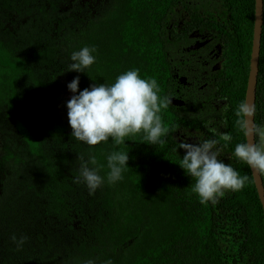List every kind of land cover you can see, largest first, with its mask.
Instances as JSON below:
<instances>
[{
    "label": "trees",
    "instance_id": "1",
    "mask_svg": "<svg viewBox=\"0 0 264 264\" xmlns=\"http://www.w3.org/2000/svg\"><path fill=\"white\" fill-rule=\"evenodd\" d=\"M116 2L115 13L112 11L98 20L89 18L86 24L79 23L78 30L71 11L57 12L52 0H3L0 40L8 50L22 53L24 58H28L30 51L34 56L67 59L84 46L95 47L99 55L107 58L105 62L111 63L110 84L119 74L139 69L141 78H155L160 94L170 100L173 95L171 44L174 47L191 41L196 33L210 38L205 43L209 50L217 44L229 45L237 66L229 71H212L209 67V93L203 101L206 106L203 115L192 116L187 106L171 101L162 111L170 128L162 137L164 143L147 144L143 134L126 138L122 145H115L111 138L110 141L114 151L128 152L126 171L141 192L142 205L148 211L157 209L152 214L155 223L148 229L151 239L133 256L131 264H264V209L251 168L233 156L235 145L246 139L234 125V110L245 100L255 0ZM32 41L36 43L30 48ZM45 90L51 106L56 89L48 85ZM255 110V123L263 125L264 21ZM51 121V125L56 122L54 118ZM58 128V131L64 129ZM213 128L231 133V141H220L218 145L220 158L241 175L247 174L250 181L239 192H227L219 203L204 205L192 192L194 179L179 166L185 153L178 145L182 141L219 139L213 136ZM256 141L259 142L258 137ZM47 163L51 172H46L43 181L45 212L71 218L73 206L67 193L71 188L68 179H62L61 170L50 158Z\"/></svg>",
    "mask_w": 264,
    "mask_h": 264
},
{
    "label": "rangeland",
    "instance_id": "2",
    "mask_svg": "<svg viewBox=\"0 0 264 264\" xmlns=\"http://www.w3.org/2000/svg\"><path fill=\"white\" fill-rule=\"evenodd\" d=\"M52 1L57 12L71 11L78 30L79 23L86 24L89 18L98 20L115 13L117 5V0ZM2 4L0 0V7ZM192 37L178 46L170 45V98L195 116L206 111L203 101L209 93V67L229 71L236 68L237 60L229 45L221 43L209 50L206 34ZM28 54L24 58L22 53H13L0 40V264H83L89 259L95 264L109 259L112 264H131L151 239L148 229L155 223L152 214L157 209L148 211L142 205L141 192L126 170L121 181L107 182V155L115 147L110 138L89 147L71 137L66 107L73 95L68 83L79 76L81 91L93 83L110 84L111 63L96 52V63L85 72H67L71 55L55 59ZM48 85L56 89L51 106L45 90ZM61 126L64 129L58 131ZM89 154L104 165L100 175L105 183L94 193L83 182H74L79 174L77 157L87 160ZM48 158L61 170L62 179H68L71 218L45 212L47 198L42 188L46 172H51ZM13 235L28 239L18 249Z\"/></svg>",
    "mask_w": 264,
    "mask_h": 264
},
{
    "label": "clouds",
    "instance_id": "3",
    "mask_svg": "<svg viewBox=\"0 0 264 264\" xmlns=\"http://www.w3.org/2000/svg\"><path fill=\"white\" fill-rule=\"evenodd\" d=\"M95 47L84 46L73 51L67 72H85L96 63ZM80 77L76 76L67 88L73 93L67 101L68 123L72 129L71 137L89 147L107 143L111 138L115 145L125 144L126 138L143 134V140L150 145L164 143L169 126L164 122L162 111L171 103L167 96H162L161 88L155 78H141L139 69H130L119 74L114 83H93L79 90ZM255 107L246 100H241L234 110V125L245 141L235 145L233 156L249 168L264 175V125L254 122ZM213 136L219 139H205L197 143L182 141L178 148L184 151L179 166L194 179L192 192L201 204L213 205L227 192H239L249 183L250 177L236 170L230 163L220 158V141L229 142V132L211 129ZM252 142L249 138H257ZM226 146V145H225ZM79 174L75 183L83 182L90 193H94L105 183L100 175L104 165L95 155L89 154L87 160L78 156ZM128 152L112 151L107 155L106 180L114 184L123 179V172L128 167ZM12 241L19 249L28 239H19L13 235ZM83 264H95L89 259ZM104 264H112L105 260Z\"/></svg>",
    "mask_w": 264,
    "mask_h": 264
},
{
    "label": "water",
    "instance_id": "4",
    "mask_svg": "<svg viewBox=\"0 0 264 264\" xmlns=\"http://www.w3.org/2000/svg\"><path fill=\"white\" fill-rule=\"evenodd\" d=\"M264 21V0H255V19H254V32L252 41V51L250 58V70L245 94V100L250 104L254 105L256 109V92L258 83V73H259V60H260V50H261V38L262 29ZM171 101L175 104H179V101ZM255 122V116L253 117ZM252 142H257L256 138H249ZM252 170L254 182L260 197L263 209H264V177L261 173Z\"/></svg>",
    "mask_w": 264,
    "mask_h": 264
}]
</instances>
